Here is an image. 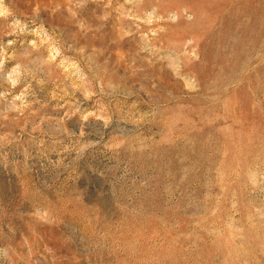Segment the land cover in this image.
Segmentation results:
<instances>
[{
  "label": "rangeland",
  "instance_id": "374dc122",
  "mask_svg": "<svg viewBox=\"0 0 264 264\" xmlns=\"http://www.w3.org/2000/svg\"><path fill=\"white\" fill-rule=\"evenodd\" d=\"M0 264H264V0H0Z\"/></svg>",
  "mask_w": 264,
  "mask_h": 264
}]
</instances>
